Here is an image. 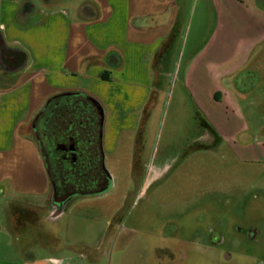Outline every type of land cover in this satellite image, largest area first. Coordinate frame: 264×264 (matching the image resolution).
Returning a JSON list of instances; mask_svg holds the SVG:
<instances>
[{"label":"crops","instance_id":"obj_1","mask_svg":"<svg viewBox=\"0 0 264 264\" xmlns=\"http://www.w3.org/2000/svg\"><path fill=\"white\" fill-rule=\"evenodd\" d=\"M0 44L24 60L19 70L0 64V264H84L75 251L36 255L28 238L39 214L53 213L31 123L58 94L99 103L103 148L113 153L172 78L171 96L203 126L202 139L257 154L250 132L264 108V0H0ZM111 52L117 67L106 61ZM47 241L67 248L51 234Z\"/></svg>","mask_w":264,"mask_h":264},{"label":"rangeland","instance_id":"obj_2","mask_svg":"<svg viewBox=\"0 0 264 264\" xmlns=\"http://www.w3.org/2000/svg\"><path fill=\"white\" fill-rule=\"evenodd\" d=\"M173 82L116 151L105 153L101 140L106 193L74 197L57 220L39 214L28 235L34 254L75 251L84 264H264V108L250 132L257 154L240 157L202 139L203 126L171 96ZM47 234L67 248L47 244Z\"/></svg>","mask_w":264,"mask_h":264},{"label":"flooded vegetation","instance_id":"obj_3","mask_svg":"<svg viewBox=\"0 0 264 264\" xmlns=\"http://www.w3.org/2000/svg\"><path fill=\"white\" fill-rule=\"evenodd\" d=\"M19 58L18 53L0 44L2 66L14 69ZM75 93L78 94L56 95L64 97V101L52 103L41 118L31 123L34 140L59 200L69 195H98L110 185L100 143L96 141L102 133L100 112L87 95ZM94 129H98L96 136L92 132ZM61 206V201L55 202L54 209Z\"/></svg>","mask_w":264,"mask_h":264},{"label":"trees","instance_id":"obj_4","mask_svg":"<svg viewBox=\"0 0 264 264\" xmlns=\"http://www.w3.org/2000/svg\"><path fill=\"white\" fill-rule=\"evenodd\" d=\"M106 61H107V63L109 64V65H111L112 67H117L118 65H119V57L117 56V54H115V53H113V52H111V53H109L108 55H107V57H106ZM101 78H103V76H101ZM63 98L64 97H62L61 95H59V96H54V97H52V98H50L48 101H47V103L45 104V106L42 108V110L35 116V118H41L42 116H43V114H44V112L49 108V107H51V105H52V103H56V102H63L64 100H63ZM88 98L93 102V104L95 105V107H96V109H97V111L99 112V110H98V108H99V103L96 101V100H94L93 98H91V97H89L88 96ZM34 118V119H35ZM77 122V121H76ZM101 124H102V122H101ZM102 129V128H101ZM93 134L96 136L97 135V133H98V129L96 130V129H94L93 131ZM93 135V136H94ZM101 135H102V133H101ZM98 138V136L96 137V139ZM101 140H102V137L99 135V138H98V141H97V144H98V142L100 143V150H101ZM98 148V147H97ZM93 166H95V165H93ZM90 195V194H89ZM86 196H88V195H86Z\"/></svg>","mask_w":264,"mask_h":264},{"label":"water","instance_id":"obj_5","mask_svg":"<svg viewBox=\"0 0 264 264\" xmlns=\"http://www.w3.org/2000/svg\"><path fill=\"white\" fill-rule=\"evenodd\" d=\"M23 66H24V60L20 62V64L18 65V68L17 69L19 70V69L23 68ZM71 94L77 95L78 93H75V92H66L63 95L64 96H68V95H71ZM101 108L102 107L99 106L98 110L100 112L101 122L103 124V111H102ZM51 188H52V193H51V197H50V207L52 209H54L55 202L57 203L58 201H61V203H62L61 208H59V207L56 208L55 207V209L53 210L51 219H55L56 217H58L60 215V213L62 212L64 206L74 197V195H69V196L63 197L62 199L59 200V197L56 195V192H55L52 184H51ZM109 188H110V185L106 189L98 192V195L106 193L109 190Z\"/></svg>","mask_w":264,"mask_h":264}]
</instances>
